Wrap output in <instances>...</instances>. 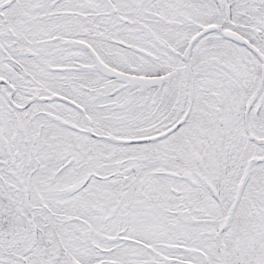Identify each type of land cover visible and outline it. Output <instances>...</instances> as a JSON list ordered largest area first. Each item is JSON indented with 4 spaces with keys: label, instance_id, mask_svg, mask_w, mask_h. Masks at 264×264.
Here are the masks:
<instances>
[{
    "label": "snow or ice",
    "instance_id": "1",
    "mask_svg": "<svg viewBox=\"0 0 264 264\" xmlns=\"http://www.w3.org/2000/svg\"><path fill=\"white\" fill-rule=\"evenodd\" d=\"M0 264H264V0H0Z\"/></svg>",
    "mask_w": 264,
    "mask_h": 264
}]
</instances>
